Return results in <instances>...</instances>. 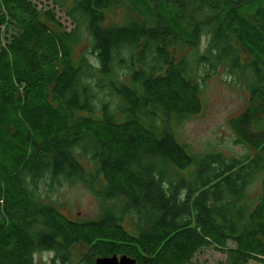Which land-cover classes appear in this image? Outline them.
<instances>
[{"label": "trees", "instance_id": "obj_1", "mask_svg": "<svg viewBox=\"0 0 264 264\" xmlns=\"http://www.w3.org/2000/svg\"><path fill=\"white\" fill-rule=\"evenodd\" d=\"M51 1L44 10L0 0V145L13 151L0 157V264H37L45 250L54 264H74L86 246L85 264L114 254L198 264L195 253L210 245L231 264L264 257V0ZM119 5L140 19L105 26ZM205 35V53L184 51ZM204 61L252 70L250 106L233 121L243 157L197 154L177 135L175 124L203 108ZM25 106L36 109L34 132L30 117L13 116ZM25 126L31 137L17 143L10 128ZM100 181L106 204L96 220H72L37 193L41 182L97 192Z\"/></svg>", "mask_w": 264, "mask_h": 264}, {"label": "rangeland", "instance_id": "obj_2", "mask_svg": "<svg viewBox=\"0 0 264 264\" xmlns=\"http://www.w3.org/2000/svg\"><path fill=\"white\" fill-rule=\"evenodd\" d=\"M31 1L38 8L44 10L51 9L54 6L51 0ZM55 11L57 17L67 29L70 30L74 27L72 19L60 7H56ZM139 19L138 13L130 7L119 5L113 7L105 26H121L132 20ZM3 29L5 30L4 27ZM10 38V32L4 33L3 45L9 42ZM208 45L209 35H205L201 39L198 50L185 47L184 51L190 52V56L201 55L206 52ZM197 68L199 78L201 79L203 108L198 114L186 116L179 123L175 124L178 137L189 146L192 152L197 154L215 150L228 156L243 157L249 152V148L247 145L239 142V134L234 127L233 121L250 106L251 90L249 87L254 82L253 75H251L252 70L250 71L249 69L248 75L246 73L233 74L225 64L214 66L209 64L208 61L201 62L197 65ZM25 107L24 111L14 113L13 116H17L20 119L30 117L27 125L34 132L37 125L34 121L35 118H33L36 109L34 106ZM27 128L25 126L19 135H17L19 131L17 127L10 128V132L16 137L17 143L28 142L31 134ZM10 152L13 151L3 149L0 145L1 158L7 160L9 155H11ZM103 182L100 181L94 185L97 192L83 183H66L52 190L44 182H41L37 193L45 203L54 202L55 205H58L60 211L70 219L85 222L98 219L104 210L106 203L101 193H98L101 189L103 190ZM50 189L51 191H49ZM261 190L262 176L258 175L249 191L252 196H256L260 194ZM126 222H128L126 227L129 230H135L131 221L127 220ZM228 245L232 248L237 246L233 240H229ZM87 250V246L80 248L79 256L74 264H85ZM55 256L56 253L54 251L45 250L37 253L35 259L37 264H54ZM262 259H264L263 256H260L259 259L252 258L247 264H264ZM193 260L198 264H231L227 253L217 248L216 245L200 248L195 253Z\"/></svg>", "mask_w": 264, "mask_h": 264}, {"label": "water", "instance_id": "obj_3", "mask_svg": "<svg viewBox=\"0 0 264 264\" xmlns=\"http://www.w3.org/2000/svg\"><path fill=\"white\" fill-rule=\"evenodd\" d=\"M95 264H140L138 260L128 254L111 256H99L95 260Z\"/></svg>", "mask_w": 264, "mask_h": 264}, {"label": "bare ground", "instance_id": "obj_4", "mask_svg": "<svg viewBox=\"0 0 264 264\" xmlns=\"http://www.w3.org/2000/svg\"><path fill=\"white\" fill-rule=\"evenodd\" d=\"M224 40V39H223ZM147 215H149V214H147Z\"/></svg>", "mask_w": 264, "mask_h": 264}]
</instances>
